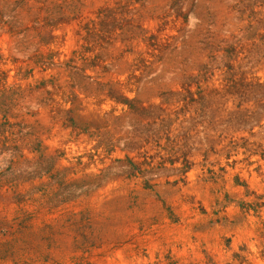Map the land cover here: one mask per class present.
Returning a JSON list of instances; mask_svg holds the SVG:
<instances>
[{
  "label": "rangeland",
  "instance_id": "374dc122",
  "mask_svg": "<svg viewBox=\"0 0 264 264\" xmlns=\"http://www.w3.org/2000/svg\"><path fill=\"white\" fill-rule=\"evenodd\" d=\"M0 264H264V0H0Z\"/></svg>",
  "mask_w": 264,
  "mask_h": 264
}]
</instances>
